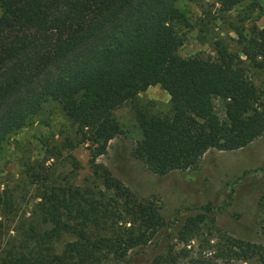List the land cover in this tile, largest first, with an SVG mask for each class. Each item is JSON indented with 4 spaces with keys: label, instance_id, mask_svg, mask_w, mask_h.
Wrapping results in <instances>:
<instances>
[{
    "label": "trees",
    "instance_id": "obj_1",
    "mask_svg": "<svg viewBox=\"0 0 264 264\" xmlns=\"http://www.w3.org/2000/svg\"><path fill=\"white\" fill-rule=\"evenodd\" d=\"M178 1L0 0V146L47 99H61L96 150L95 179L47 188L0 264H124L166 224L157 207L95 163L121 133L113 112L126 100L142 135L132 154L159 175L193 168L210 149H240L264 134V87L241 71L245 60L264 69V26L253 23L248 36L237 32L241 54L217 45L214 57H182L184 36L175 24L185 15ZM244 1L221 0V9ZM153 85L169 95L167 113L139 107L137 95ZM209 96L224 100L225 119L211 113ZM201 221V215L187 218L184 236L197 234ZM65 234L72 239L56 251ZM231 241L242 260L264 264V244ZM216 251L198 264H223Z\"/></svg>",
    "mask_w": 264,
    "mask_h": 264
},
{
    "label": "rangeland",
    "instance_id": "obj_2",
    "mask_svg": "<svg viewBox=\"0 0 264 264\" xmlns=\"http://www.w3.org/2000/svg\"><path fill=\"white\" fill-rule=\"evenodd\" d=\"M220 1H178L185 15L175 24L184 36L180 56L214 57L217 45L241 54L237 32L248 36L253 23L264 26V0H246L227 12ZM241 66L246 78L264 87V69L247 60ZM206 100L211 113L225 119L224 100L216 96ZM137 103L148 113H167L170 108L169 95L159 85L140 92ZM113 114L121 133L109 141L105 153L96 155L95 163L107 167L142 202L157 207L166 222L124 264H198L214 249L223 264H255L242 260L231 240L264 244V134L240 149H210L193 168L159 175L132 154L142 137L132 102L124 101ZM94 152L68 118L61 99H47L39 113L0 146V257L18 242L47 188L67 182L85 186L95 179L90 163ZM196 215L203 220L198 233L184 236L187 218ZM71 239L63 235L55 250Z\"/></svg>",
    "mask_w": 264,
    "mask_h": 264
}]
</instances>
